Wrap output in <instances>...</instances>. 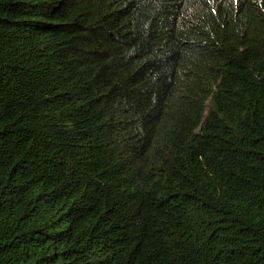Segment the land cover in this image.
I'll list each match as a JSON object with an SVG mask.
<instances>
[{
    "label": "trees",
    "instance_id": "16d2710c",
    "mask_svg": "<svg viewBox=\"0 0 264 264\" xmlns=\"http://www.w3.org/2000/svg\"><path fill=\"white\" fill-rule=\"evenodd\" d=\"M0 264H264V0H0Z\"/></svg>",
    "mask_w": 264,
    "mask_h": 264
}]
</instances>
